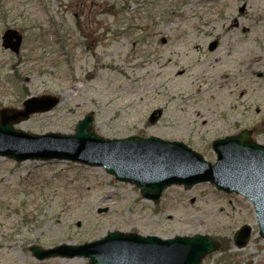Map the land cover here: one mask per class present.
Wrapping results in <instances>:
<instances>
[{
  "label": "rangeland",
  "instance_id": "374dc122",
  "mask_svg": "<svg viewBox=\"0 0 264 264\" xmlns=\"http://www.w3.org/2000/svg\"><path fill=\"white\" fill-rule=\"evenodd\" d=\"M7 28L23 35L17 54L1 45ZM43 94L59 104L16 129L70 134L92 113L99 135L177 140L210 162L211 141L244 128L264 145V0H0V109ZM244 224L252 236L235 249L231 236ZM113 230L206 234L221 248L201 264H264L240 195L173 185L155 204L99 166L0 157V264H88L37 260L29 247Z\"/></svg>",
  "mask_w": 264,
  "mask_h": 264
},
{
  "label": "water",
  "instance_id": "95a60500",
  "mask_svg": "<svg viewBox=\"0 0 264 264\" xmlns=\"http://www.w3.org/2000/svg\"><path fill=\"white\" fill-rule=\"evenodd\" d=\"M243 8H240L242 11ZM2 47L18 53L21 33L4 30ZM212 42L209 49H213ZM59 103L55 95L32 96L22 101V109H0V157L24 160H68L102 167L115 180L137 187L143 198L158 203L162 191L177 184L184 188L209 182L219 191L243 196L253 206L258 238L264 239V145L257 143L252 131L215 139L211 148L214 163L181 141L156 136L105 138L93 125L91 113L85 114L71 134L45 132L35 134L14 128L31 114L45 113ZM105 211V209H103ZM251 235L242 225L232 236L233 245L242 248ZM219 242L204 234L161 238L118 230L109 231L94 241L53 248L31 246L38 260L50 257H83L88 264H201Z\"/></svg>",
  "mask_w": 264,
  "mask_h": 264
},
{
  "label": "bare ground",
  "instance_id": "6f19581e",
  "mask_svg": "<svg viewBox=\"0 0 264 264\" xmlns=\"http://www.w3.org/2000/svg\"><path fill=\"white\" fill-rule=\"evenodd\" d=\"M258 238V235H253V239H257Z\"/></svg>",
  "mask_w": 264,
  "mask_h": 264
},
{
  "label": "trees",
  "instance_id": "16d2710c",
  "mask_svg": "<svg viewBox=\"0 0 264 264\" xmlns=\"http://www.w3.org/2000/svg\"><path fill=\"white\" fill-rule=\"evenodd\" d=\"M223 245V244H222ZM223 247V246H222Z\"/></svg>",
  "mask_w": 264,
  "mask_h": 264
}]
</instances>
